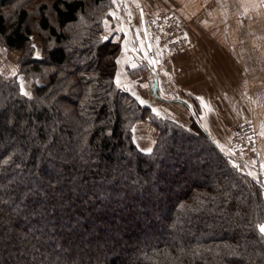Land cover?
I'll use <instances>...</instances> for the list:
<instances>
[{"label":"trees","instance_id":"1","mask_svg":"<svg viewBox=\"0 0 264 264\" xmlns=\"http://www.w3.org/2000/svg\"><path fill=\"white\" fill-rule=\"evenodd\" d=\"M9 1L0 46L48 81L26 96L0 75V264H264V183L196 119L186 127L118 86V50L101 36L111 0L41 1V57L28 10L9 23ZM140 121L159 131L151 153L133 141Z\"/></svg>","mask_w":264,"mask_h":264},{"label":"crops","instance_id":"2","mask_svg":"<svg viewBox=\"0 0 264 264\" xmlns=\"http://www.w3.org/2000/svg\"><path fill=\"white\" fill-rule=\"evenodd\" d=\"M129 3L133 6L119 23L124 35L135 29L125 17L133 10L145 34L147 19L171 8L185 22L196 48L189 54L162 56L171 79L155 74L138 49H125L117 83L161 116L186 127L196 119L220 148L233 125L247 119L264 124V0H123V8ZM151 50L160 51L154 46ZM130 70L146 73L132 77ZM136 137L134 131L137 147L151 152L154 143L143 147Z\"/></svg>","mask_w":264,"mask_h":264},{"label":"rangeland","instance_id":"3","mask_svg":"<svg viewBox=\"0 0 264 264\" xmlns=\"http://www.w3.org/2000/svg\"><path fill=\"white\" fill-rule=\"evenodd\" d=\"M41 1H43V0H38V2L32 3L31 1L27 2L25 0H10L7 4H5L4 7L1 8L2 11L4 12V14H6V17L9 21V23H11V21L13 22L16 19L15 13L17 12V10L22 8V6L26 7V9L28 10V13L30 15L29 21L27 22V25L31 28V31H32L31 46L33 48L34 57L43 56V54H44L43 45L44 46H49V45L51 46L52 45V42H48L46 34H43L38 27L37 11H38V4L41 3ZM111 3L112 4L109 5V7H107V16H106L105 20L103 21L104 22L103 23V32H102L101 36L104 35V36L108 37L110 39V42L113 43L118 50V52L116 54V74H115V81H116V75L118 73L119 61H120L121 57L123 56L122 52L125 49H128V48H130L132 50L138 49L141 54L145 55L148 62L150 63L151 68H152V59H151L150 50H148V48L146 46V44L148 43L146 41V34L143 33V29H142L143 27L141 26V23L138 20V14L135 10H133L134 9L133 7H132V10L134 11L133 14L131 13V16L128 15L125 17H126V19L130 18L131 21H133V27H135V29H133V32L129 33L128 35H124L120 31L119 23L124 18L123 14L127 13L129 11V9H131V6H133V4L129 3L128 6H125L123 8V6H122L123 0H111ZM162 9H166V10H170V11L174 10L171 8L170 9L169 8H162ZM162 9H159V10H162ZM157 12H156V14H157ZM156 14L147 19V22L145 23V27L148 24V22L152 21L155 18ZM176 16L182 21L180 16H178L177 14H176ZM183 23H184L185 28H186L185 22H183ZM145 31H146V28H145ZM153 46L156 47L154 44H153ZM195 48H194V50H195ZM154 51H155L157 57L161 61H163L164 59L162 58V56L166 55V53L161 51V50L160 51L154 50ZM193 51L187 52V53H175V54H189V53H192ZM21 55L22 54L20 51L9 50L4 46H0V75L4 76L5 78H15L17 80V82L19 83V86H20L22 93L26 96H31V94H32V92L36 86L44 85L47 83L48 80H47V78H44V77L36 78V77L32 76L29 78V77L25 76V74H23L21 72V64L19 62ZM171 55H174V54H171ZM80 63H82V61ZM163 69L166 71V73H163L161 71H157V72H160L161 74L166 75L169 79V77H171V76L168 75V70L165 67L164 62H163ZM143 72H144V74L146 73L143 70H141V71H133V70L131 71L130 70L132 77L136 76L137 74L138 75L141 73L143 74ZM155 74H156V72H155ZM117 84L120 88H122V89L124 88L120 83H117ZM124 89H126V88H124ZM126 90L129 93H131L128 89H126ZM131 94L133 95V93H131ZM138 102H139V100H138ZM141 105H143V104H141ZM143 106H146V105H143ZM245 121H250L252 123V125L254 127V131L256 133L255 156L253 155L252 152H243L240 155V161L238 162V164H235V163L234 164L236 165L237 171H239L240 173H242V174L246 173V174L250 175L253 179L260 181L261 183H264V148H263L264 146H261V144H260V141H263L262 139L264 137V124H259L256 121H254L253 119H247ZM245 121H242L240 123H243ZM237 124H239V123H237ZM191 125L188 127L193 128V126H191ZM134 131L137 132L136 141L139 144H141V146L148 148L149 146L152 145V143H154L153 148L151 150V152H152L154 147H155V144L157 142V139L159 137L158 129L154 125H152L151 123L146 122V121H140V122L135 123L133 125V128H132L133 141L135 143ZM229 133H230V137H229L228 142L225 144L226 146L224 145V147L221 148L222 152L228 156H229L228 147L230 146L231 138L233 137L231 127L229 128ZM135 145H136V143H135ZM5 146L6 145H4V142H3L1 144V147L4 148ZM151 152H149V153H151ZM143 153H145V152H143ZM231 161L234 162L232 159H231ZM262 228H264V225H260V230Z\"/></svg>","mask_w":264,"mask_h":264},{"label":"built area","instance_id":"4","mask_svg":"<svg viewBox=\"0 0 264 264\" xmlns=\"http://www.w3.org/2000/svg\"><path fill=\"white\" fill-rule=\"evenodd\" d=\"M146 37L148 43L158 47L166 53V56L175 53H187L194 50L196 41L189 37L184 23L173 11L159 10L155 18L146 25ZM152 68L155 72L163 69L162 61L157 57L154 50L151 52ZM171 79V77H169ZM231 144L228 147L229 156L235 164L240 161L243 152H252L255 156L256 133L250 121L235 124L231 127Z\"/></svg>","mask_w":264,"mask_h":264},{"label":"water","instance_id":"5","mask_svg":"<svg viewBox=\"0 0 264 264\" xmlns=\"http://www.w3.org/2000/svg\"><path fill=\"white\" fill-rule=\"evenodd\" d=\"M145 34H146V31H145ZM146 41L148 42V39H147V37H146ZM148 47H149V49H150V52H151V51H152V50H151V45L149 44V45H148Z\"/></svg>","mask_w":264,"mask_h":264},{"label":"snow or ice","instance_id":"6","mask_svg":"<svg viewBox=\"0 0 264 264\" xmlns=\"http://www.w3.org/2000/svg\"><path fill=\"white\" fill-rule=\"evenodd\" d=\"M9 123H11V119L9 120ZM261 231L264 232V228H262Z\"/></svg>","mask_w":264,"mask_h":264}]
</instances>
